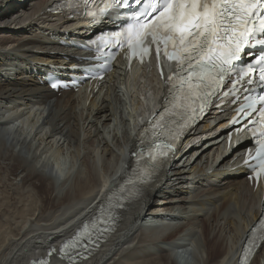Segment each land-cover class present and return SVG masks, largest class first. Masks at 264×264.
Here are the masks:
<instances>
[{"label": "bare ground", "instance_id": "obj_1", "mask_svg": "<svg viewBox=\"0 0 264 264\" xmlns=\"http://www.w3.org/2000/svg\"><path fill=\"white\" fill-rule=\"evenodd\" d=\"M56 1L11 0L0 8V108H7L11 100L19 107L0 111V177H14L11 191L20 197L13 203L24 205L14 213L17 218L9 219L10 212L5 214L8 220L0 221V252L9 251L5 257L0 253V264L13 259L29 264L32 258L44 257L50 245L58 251L63 238L96 213L108 194L106 188L118 186L130 165L128 148L132 151L136 143L132 123L139 109L131 80L140 71L117 67L97 93L84 89L57 95L42 84L45 63H56L51 54L57 37L65 36L58 27L49 30L57 20L45 12ZM9 66L18 71L10 74ZM159 86L156 78V92ZM20 105H26L27 119L12 120L22 112ZM34 105L37 109L29 111ZM40 119L50 132L37 130L29 135ZM212 131L204 124L198 135ZM216 140L205 141L169 169L165 177L172 175L174 182L163 183V179L129 204L116 234L89 261L79 264H170L174 253L187 255L188 264H235L238 246L260 218L261 194L231 170L236 162L225 157L224 143ZM66 143L74 167L60 161ZM220 157L223 161L218 163ZM47 169L58 177L66 171L69 177L80 176L61 185L60 179L48 176ZM155 200L160 208L175 210L179 222L162 230L155 219L148 221ZM31 245L41 250L28 257L36 252ZM56 258L51 264H67ZM251 264H264V244Z\"/></svg>", "mask_w": 264, "mask_h": 264}, {"label": "snow or ice", "instance_id": "obj_2", "mask_svg": "<svg viewBox=\"0 0 264 264\" xmlns=\"http://www.w3.org/2000/svg\"><path fill=\"white\" fill-rule=\"evenodd\" d=\"M85 2L95 4L93 10L85 11L94 22L111 18L112 9L136 6L130 13H113L125 15V21L101 35L107 36L111 47L124 51L129 65L133 60L141 65L155 60L165 95L161 112L154 114L141 133L151 129L154 138L132 153L136 157L133 179L123 181L119 189L113 186L94 217L72 238L62 241L58 255L67 264L86 260L90 246H98V241L114 230L118 210L125 207V201L141 197L155 182L159 170L175 155L183 132L203 117L217 97H221V104L227 101L230 107L236 105L232 110L237 117L231 123L240 126L234 130H247L256 146L254 153L247 149L245 164L257 182L264 178V0ZM99 67L84 69L89 79L103 77L104 72L96 71ZM103 67L106 71L107 60ZM51 87L56 89L58 82ZM262 243L264 230L257 233L254 228L245 241L241 264H248ZM53 253L57 249L51 248L48 255Z\"/></svg>", "mask_w": 264, "mask_h": 264}, {"label": "rangeland", "instance_id": "obj_3", "mask_svg": "<svg viewBox=\"0 0 264 264\" xmlns=\"http://www.w3.org/2000/svg\"><path fill=\"white\" fill-rule=\"evenodd\" d=\"M131 81L133 82L132 83V89H133L132 90V93H134L133 96L136 97V99H135L136 102L135 103H137L136 104L137 110L139 109L140 112L142 113L146 109V107L148 106L149 101L151 100V102H152V98L154 99L156 97V90L153 88V84L155 85V77L153 75H149L148 77L144 78V77L138 75V76H136ZM148 83L149 84L151 83V84L149 85ZM150 88H151V90H150ZM153 91H155V92H153ZM147 93H148V95H147ZM138 104H139L140 107L138 106ZM139 110L137 111L138 113H139ZM38 131L41 134H46V133H49L50 132V128L48 126H46V127L45 126H42V127H40L38 129ZM62 143H63V140H62ZM62 147H63V149H64L65 152H64V155H62V159L60 161L63 162L65 166H67V165L70 166L71 165V166L74 167L76 165V163H75L74 159L71 158V153L70 152L72 150L69 148V145L67 143L66 144H63ZM53 161L56 162L54 159H53ZM61 162H59V163H61ZM47 173H48V176L50 178H52L54 181H55L56 178L60 179L61 185L64 184V183H67V182L72 181L76 176H78V177L80 176V173H77L76 175H74L72 177H69L68 174L66 173L65 176L58 177V176L55 175V173H54V171L52 169L51 170L50 169H47ZM4 176L3 177H0V221H1V223H2V221H5L6 219L8 220V218L9 219L15 218L16 216H15L14 213H16L19 210H21V208L24 206L22 204L16 205V204L13 203V202H15V201H17L19 199L18 197H20V194L13 195V191H11V189H13V186L11 185V183H12L11 181H13L12 179H14V177H10L8 175H6L5 177ZM5 214L7 216H8V214L11 215V216H8V218H7V217H5L6 216ZM37 247H38L37 245H34V246L31 247L32 252L33 251H36V252H33V253L31 252L32 254L29 253L30 256H28V257H31V255H34V254L35 255L36 254H39V251L41 249L39 250V249H37ZM34 248H36V249H34ZM8 252H9L8 250H7V252L6 251L5 252L3 251V253L0 252L1 253V257H5ZM17 261H20V259L19 260L17 259ZM17 261L13 259L12 261L10 260V262H8V263L9 264H11V263L12 264H18L19 262H17Z\"/></svg>", "mask_w": 264, "mask_h": 264}]
</instances>
